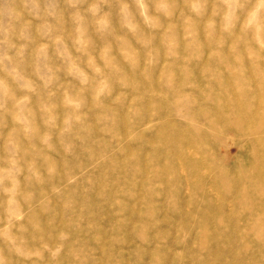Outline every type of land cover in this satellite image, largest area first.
Returning <instances> with one entry per match:
<instances>
[{
  "label": "rangeland",
  "instance_id": "rangeland-1",
  "mask_svg": "<svg viewBox=\"0 0 264 264\" xmlns=\"http://www.w3.org/2000/svg\"><path fill=\"white\" fill-rule=\"evenodd\" d=\"M190 3L200 4L199 11ZM255 3L159 0L148 11L154 27L145 25L132 5L138 28L130 31L121 25L117 0H109L104 11L111 14V35L97 34L89 25L92 43L80 54L71 39L73 9L67 0H0V80L9 88V97L2 101L5 107L0 108V167L7 166L9 134L24 127L16 121L13 105L28 95L35 132L18 140L29 162L35 157L41 177L28 181L26 171L18 177L22 195L15 207L7 204L11 181L0 191V264H192L193 256L203 252L200 241L183 225L186 220L172 218L181 208L175 198L187 190L182 174L204 176L192 152H200L209 165L229 163L239 143L232 132H250V117L264 111L258 100L244 95L247 87H256L258 77L264 88V74L255 71L264 66V34L253 41L246 27ZM160 5L169 15L157 11ZM57 34L85 72L91 75L100 67L112 78V94L103 98L101 107L91 91L85 93L83 124L63 136V91L78 89L79 82L55 57L52 41ZM42 44L48 45L61 69L51 88L57 104L52 129L44 124L38 94L22 90L5 70L14 63L27 79L41 85L33 53ZM226 126L231 134L223 131ZM49 130L52 150L42 143ZM67 144L70 152L65 151ZM150 199L164 205L149 210ZM195 206L191 210H197ZM235 207L243 210L239 204ZM12 212L23 218L5 231L4 221ZM208 219L211 232L248 227L245 215L233 223ZM7 236L16 238L23 251L40 255H20ZM258 249L264 252V237Z\"/></svg>",
  "mask_w": 264,
  "mask_h": 264
},
{
  "label": "clouds",
  "instance_id": "clouds-1",
  "mask_svg": "<svg viewBox=\"0 0 264 264\" xmlns=\"http://www.w3.org/2000/svg\"><path fill=\"white\" fill-rule=\"evenodd\" d=\"M68 5L73 11L71 12V19L73 21V34L72 43L75 51L80 54H86L88 47L92 41L88 37V27L91 25L94 27L97 34L104 36L111 35L112 21L111 14L104 11V7L109 4V0H67ZM227 2V0H225ZM86 3V8L80 9L81 4ZM156 6L159 4V0H117L118 15L120 17L121 25L130 31H136L138 25L134 22V15L132 13V5H135L138 9L139 15L142 17L143 22L148 27H154L155 21L148 15L149 6ZM170 7V5L168 6ZM190 7L193 11L198 12L201 5L197 3H190ZM231 7V5H230ZM157 11L164 12L165 15H169L164 5H160ZM246 27L251 32L257 34H264V0H256V3L248 11V20ZM55 46V57L60 60L66 69L67 74L73 79L79 82L78 89H67L63 91V106L66 109V116L63 119V130L61 136L68 133L73 128L80 127L85 116L82 114V109L87 103L86 92L91 91L92 99L97 107L102 106L103 98L112 94V78L104 73L100 67L93 69V74H89L79 66L78 57H74L65 43L62 35L57 34L52 41ZM108 48L105 47V52ZM34 58V74L42 81L41 85H37L33 81L27 79L25 75L18 71V65L10 64L5 70L12 76L14 82L19 87L28 93H37L40 98V107L44 117V124L49 128L56 127L55 110L57 104L55 102V92L51 90L52 85L58 80L57 73L61 70L60 67L55 66L53 57L48 53V45L42 44L33 53ZM4 60L10 58L5 56ZM92 63L91 60L88 61ZM9 97L8 86L0 80V108H4L3 100ZM30 98L28 95H24L15 100L13 109L16 112V121L24 125L22 129L9 134L6 144V150L8 153L7 166L0 167V191H3L6 182L11 181V187L7 191L6 195L9 196L7 204L15 207L17 199L22 195L20 190V181L18 177L27 172L26 180L31 181L35 179L41 180L40 175L36 171L35 157L31 158L29 162V153L22 149L18 140V136L32 137L35 128L31 122V111L29 109ZM52 134L49 130L43 135L42 143L44 147L52 150L51 144ZM71 144L65 146V151L70 152ZM54 169L48 168L49 174H52ZM22 215L17 212H12L8 215L6 229L10 230L15 227V222L21 220ZM23 231V230H22ZM7 239L11 242L14 250L26 258L32 256H39V252H26L21 247H17V239L12 236H7ZM23 243V241H19ZM47 248V245H45ZM57 248L56 252L52 255L55 256L59 252Z\"/></svg>",
  "mask_w": 264,
  "mask_h": 264
},
{
  "label": "bare ground",
  "instance_id": "bare-ground-1",
  "mask_svg": "<svg viewBox=\"0 0 264 264\" xmlns=\"http://www.w3.org/2000/svg\"><path fill=\"white\" fill-rule=\"evenodd\" d=\"M260 35L252 32V40ZM247 49L251 51L252 45H248ZM263 67L255 70L256 73L264 74ZM242 79L245 80L244 77ZM257 81L256 87H247L244 95L258 100L264 107L262 79L258 77ZM250 121L253 123L247 126L250 132H232L239 139L233 160L229 163L214 161L209 165L201 159L200 152H192L191 159L202 169L204 176L199 178V174H182L187 190L181 197L176 196L175 204L181 208L178 213L172 214V218L186 220L183 225L189 226L194 238L200 241L203 252L193 256L192 264H264V252L258 249L264 237V111L252 115ZM223 131L231 134L227 126ZM190 185L192 189H188ZM170 196L173 197V194ZM147 204V208L153 211L162 207L164 202L150 199ZM238 204L243 210L235 207ZM192 205H196L197 210H191ZM210 210L214 212L213 215ZM206 211L209 215H206ZM244 215L248 230L235 227L221 234L217 228H214V232L208 229V218H213L215 223L225 219L233 223ZM194 224H201V229H193ZM253 235L256 236L255 240L250 238ZM204 258L210 263H206Z\"/></svg>",
  "mask_w": 264,
  "mask_h": 264
}]
</instances>
